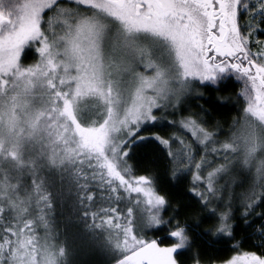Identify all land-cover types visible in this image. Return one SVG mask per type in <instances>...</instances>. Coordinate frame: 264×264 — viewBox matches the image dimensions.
I'll use <instances>...</instances> for the list:
<instances>
[{
  "label": "snow or ice",
  "instance_id": "obj_1",
  "mask_svg": "<svg viewBox=\"0 0 264 264\" xmlns=\"http://www.w3.org/2000/svg\"><path fill=\"white\" fill-rule=\"evenodd\" d=\"M262 35L264 0H0V264H70L57 197L102 264H264Z\"/></svg>",
  "mask_w": 264,
  "mask_h": 264
},
{
  "label": "trees",
  "instance_id": "obj_2",
  "mask_svg": "<svg viewBox=\"0 0 264 264\" xmlns=\"http://www.w3.org/2000/svg\"><path fill=\"white\" fill-rule=\"evenodd\" d=\"M260 38L264 39V35ZM33 57L29 56V58L25 61V63H30ZM232 84L234 87L229 89L228 91H222L220 93H212L213 97V107H214V119L220 120L223 122L225 130L228 125L231 123L232 119L237 115L240 111L237 101L234 96H230V92H239V89L243 87L242 82H237L235 78L232 80ZM207 95V94H206ZM229 96L227 100L223 103L215 102L216 96ZM203 103V100L200 101ZM193 109L197 108V100L194 98L192 100ZM207 107L208 105L205 104ZM191 179V177H189ZM75 197H69L68 201H74ZM99 200V197H97ZM79 213L73 214L71 209L68 207V203L66 202L64 207L61 208L60 200L56 198V207L54 211V220L57 229H59V240L65 241L69 250L68 260L70 264H102L103 257L99 255L96 251H94L91 245L88 242V234L84 230L83 222L77 219ZM70 217V218H69ZM207 226V225H205ZM41 230L39 228L36 229V234L39 235ZM162 234V233H161ZM152 233H149L151 236ZM241 233H237V239L240 238ZM203 251L205 252L206 257H211L214 263L223 262L234 254H237L238 251H257L255 247L254 241H245L244 246L242 248L233 251V243H222L219 245H213L211 248H207L202 246ZM195 256V250L186 252L182 259L185 261V264H193V258Z\"/></svg>",
  "mask_w": 264,
  "mask_h": 264
},
{
  "label": "rangeland",
  "instance_id": "obj_3",
  "mask_svg": "<svg viewBox=\"0 0 264 264\" xmlns=\"http://www.w3.org/2000/svg\"><path fill=\"white\" fill-rule=\"evenodd\" d=\"M33 51H34V50H33ZM234 255H236V254H234ZM230 258H231V257H230ZM230 258H229V259H230ZM214 264H222V262H220V263H214Z\"/></svg>",
  "mask_w": 264,
  "mask_h": 264
}]
</instances>
